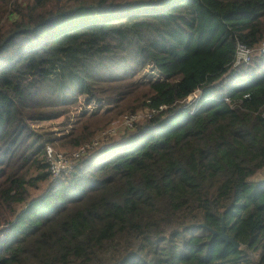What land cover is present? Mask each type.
I'll use <instances>...</instances> for the list:
<instances>
[{
  "label": "trees",
  "instance_id": "16d2710c",
  "mask_svg": "<svg viewBox=\"0 0 264 264\" xmlns=\"http://www.w3.org/2000/svg\"><path fill=\"white\" fill-rule=\"evenodd\" d=\"M263 41L264 0H0V264H264V56L233 66ZM148 65L158 78H137ZM68 92L108 108L36 132L68 116ZM163 105L32 194L47 143Z\"/></svg>",
  "mask_w": 264,
  "mask_h": 264
},
{
  "label": "built area",
  "instance_id": "2783aa9c",
  "mask_svg": "<svg viewBox=\"0 0 264 264\" xmlns=\"http://www.w3.org/2000/svg\"><path fill=\"white\" fill-rule=\"evenodd\" d=\"M254 51H259L263 54L264 41L261 45L253 48H249L243 43H238L233 66L237 67L241 62H249L251 57H253ZM241 52L245 53V55L240 56ZM75 97L79 99V96ZM92 104L90 103L87 105L80 114L84 113V110L86 109H89L88 111H104L108 108L103 101H94ZM167 109L168 106L163 105L160 106V109L141 110L136 113H124L119 120L112 122L106 128L101 130L91 141L80 145L72 151H57L52 146L48 145L47 160L49 163L51 187L61 180L68 179V176L74 172L77 165L84 159V157L92 153L104 151L112 138L117 135H123L126 131L134 130L139 123L143 122L146 118H151L158 110L165 111Z\"/></svg>",
  "mask_w": 264,
  "mask_h": 264
},
{
  "label": "rangeland",
  "instance_id": "374dc122",
  "mask_svg": "<svg viewBox=\"0 0 264 264\" xmlns=\"http://www.w3.org/2000/svg\"><path fill=\"white\" fill-rule=\"evenodd\" d=\"M244 55H245V53L241 52L240 56H244ZM262 56H264V53L261 54L259 51H254L253 52V57H251V60L249 62H241V64L245 63L246 65H253V64L257 63V61L259 59H261ZM147 77L158 78V72L156 70H154L151 65H148L138 75L137 78L146 79ZM62 80H63V82L67 81L65 79H62ZM69 82H67V83H69ZM67 95L69 97L68 99H72L75 96V93L68 92ZM201 96H202V90H198L197 92L193 93L187 99V101H184V103H183L184 106H182V107H189V106H193L195 104L198 105L200 103ZM88 101L89 100H87L86 96L80 95L78 101L75 104V106L72 107L71 111H69L68 116L64 115L62 117L51 119V120H34V121L31 122V125L35 129V131L38 132V133H42V134L48 133L49 136H51L55 140H57L59 138H62L64 136L68 135L71 132V130L73 129V127L75 125V122H76V120L78 118V115L81 113V111L83 109H85L87 107V105L90 104V102H88ZM92 103H94V101H92L91 104ZM178 107H180V106H178ZM178 107H176V108H178ZM176 108L170 109L168 111V113L166 114L167 115L166 118H170V116H168V115H171L170 113H172ZM88 110L89 109H86L84 111L86 112ZM119 119H117V120H119ZM136 129H137V127L134 130H132L131 133L134 132ZM123 137H125V136L117 135L116 137L112 138V140H110L109 144L111 142H117L119 140H122ZM48 145L52 146L57 151H72V150L76 149V148H73V147L62 146L61 145V141L59 143L56 142L54 144L47 143V146ZM47 146H46V149H47ZM251 179L252 180H256V181L264 179V168L259 169L252 176ZM50 187H51V185H50V180H49L48 184L44 183L40 190H35V191L32 192V194L35 195V196H37L39 194L41 196V195L44 194V192L46 190H49Z\"/></svg>",
  "mask_w": 264,
  "mask_h": 264
},
{
  "label": "water",
  "instance_id": "95a60500",
  "mask_svg": "<svg viewBox=\"0 0 264 264\" xmlns=\"http://www.w3.org/2000/svg\"><path fill=\"white\" fill-rule=\"evenodd\" d=\"M214 235H219L222 239L229 243H233L235 247L239 246V242L235 241L233 237H230L225 232V227H222L220 231H214Z\"/></svg>",
  "mask_w": 264,
  "mask_h": 264
},
{
  "label": "crops",
  "instance_id": "0c3cea01",
  "mask_svg": "<svg viewBox=\"0 0 264 264\" xmlns=\"http://www.w3.org/2000/svg\"><path fill=\"white\" fill-rule=\"evenodd\" d=\"M121 140L117 141V142H111L109 145L110 147H114L115 145H117L118 143H120Z\"/></svg>",
  "mask_w": 264,
  "mask_h": 264
}]
</instances>
